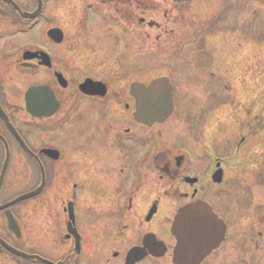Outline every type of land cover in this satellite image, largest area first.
I'll return each mask as SVG.
<instances>
[{"label": "flooded vegetation", "instance_id": "af4514ba", "mask_svg": "<svg viewBox=\"0 0 264 264\" xmlns=\"http://www.w3.org/2000/svg\"><path fill=\"white\" fill-rule=\"evenodd\" d=\"M14 1L32 12L40 3ZM41 1L37 21L46 25L32 40L29 20L0 0V108L30 150L2 118L0 131L11 158H21L27 192L44 184L42 192L24 200L22 213L24 249L43 259L22 263L129 264L133 255L139 258L134 264H177L179 234L173 228L182 215L184 225L195 227H184L189 239L198 234L200 241L193 257L210 250L202 260L184 264H264V202H255L258 193L237 187L239 178L230 176L214 144L201 153L224 76L221 62L232 47L217 59L204 42L211 37L214 49L220 46L216 36L224 46H237L236 26L244 28L234 14L238 0H166L165 21L155 15L153 0H117L112 15L93 4L107 0ZM70 3L77 4L75 10L68 9ZM52 28L62 29V41L48 34ZM205 54L212 56L202 58ZM158 78L168 84L174 108L165 121L150 117L145 123L138 118L133 85ZM86 81L100 86L88 85L86 93ZM33 86L44 87L37 111H54L51 116L28 111L26 93ZM151 113L156 107L150 106ZM188 131L198 135L189 138ZM0 145L5 151L1 139ZM188 145L198 152L194 164L184 156ZM200 159L207 164L199 165ZM219 165L225 170L221 177ZM49 200L56 206L45 211ZM205 202L207 213L190 217Z\"/></svg>", "mask_w": 264, "mask_h": 264}, {"label": "rangeland", "instance_id": "374dc122", "mask_svg": "<svg viewBox=\"0 0 264 264\" xmlns=\"http://www.w3.org/2000/svg\"><path fill=\"white\" fill-rule=\"evenodd\" d=\"M153 1L156 5L155 15H157L158 19L165 21L166 19L163 14L168 7V3H165L163 0ZM243 1L244 0H238L236 2L237 8H235V18L237 22L239 21V23L242 24V28H244L239 33L240 27L236 26V33L240 37L236 38L234 44L238 45V43H240L243 45V42L245 44L239 47L230 45L231 42L224 41L226 43L224 46L223 42L220 43L215 36L214 39L220 46H215V48L212 49L214 46L211 37L204 42L206 45L207 43L210 44L208 47L211 52H215L214 54L217 59L221 57V54L226 53V51H223L225 47H232L223 60V63L221 62L222 68L220 73L224 75L222 76L224 78H222L221 83L218 85L221 91L216 102L217 105H215L217 109L214 112L213 110L211 111V113L213 112L211 114L212 120L206 129L208 133L213 134V136L211 135V140L204 138V141H207V143L204 151L202 150L201 153L206 155V153L211 151L209 142H211V145L214 144L217 154L225 160L224 164L227 165V169L231 171L230 176H232V172H234L239 178L241 184H237V187L240 186L242 190H246V192L252 190L258 193L255 202H264V0H251L249 3L251 8L249 6H244ZM93 4L95 7H100L102 11H105L107 13L106 15H112L113 13L111 12L116 11L119 1L107 0L104 3ZM75 6H77V4L70 3L68 9L75 10ZM210 11L213 13L212 9ZM30 14H32V11L27 10L26 16ZM234 14L230 17H233ZM191 17L194 18L195 15ZM66 18L69 19L68 16ZM76 20L78 21L77 18L75 22ZM43 26L44 24L41 23L39 27L31 32L32 40L37 37L36 33L43 28ZM205 55L206 56H202V58L212 56L210 54ZM158 57L159 61L164 60L162 56ZM176 63L181 65L179 62ZM191 74L189 70L188 77L191 76ZM194 85L204 92V87L200 88L199 83H193L191 86ZM212 107H208V109H212ZM22 117V115H19L18 121H22ZM199 121H201V116ZM212 122L213 125L211 124ZM212 128L213 131H211ZM79 133L76 135L79 136ZM80 135L83 136L84 132ZM187 135L190 138L198 134L191 132L189 134L188 131ZM244 136L246 137V141L241 143L240 139ZM71 138L75 139L76 136H71ZM202 145L203 141L201 143V146ZM191 147L192 145L187 146V148L191 150L190 154H197L198 152L194 147L196 153H192L194 150ZM1 156L2 154L0 153V168L2 163ZM20 159L18 155L14 158V163L12 162L9 167L5 178V186L0 194L1 202L12 200L27 190L26 184L28 185V182L23 177V165ZM197 162L199 165H204V163L207 164V160L204 162L200 159V162L198 160ZM52 192L54 193L53 189H51L47 195L49 196ZM51 202L52 200H49L46 204V208L43 210H53L56 205ZM21 205L20 202L13 207L14 213L19 217H21L23 213V207H21ZM33 221L37 226L38 221L36 218H34ZM0 236L16 248L24 250L22 241L15 240L8 231L3 212L2 214L0 213ZM0 264L23 263L20 257L0 248Z\"/></svg>", "mask_w": 264, "mask_h": 264}, {"label": "water", "instance_id": "95a60500", "mask_svg": "<svg viewBox=\"0 0 264 264\" xmlns=\"http://www.w3.org/2000/svg\"><path fill=\"white\" fill-rule=\"evenodd\" d=\"M178 1H182V0H178ZM37 94H32L30 93V96L33 97L30 101V107L31 109H34V107H32L31 103L32 101L34 100V96H36ZM9 157H10V151H8V156H7V159H6V162H5V166H4V169L6 168L8 162L10 161L9 160ZM2 179H3V175L1 177V182H0V186L2 184ZM31 194H28V195H22L18 198H16L15 200H13L12 202H9L5 205H0V209H3V208H7L9 206H11L12 204L18 202V201H21L22 199H25L27 198L28 196H30ZM6 215H7V220H8V226L9 228L17 235V236H21V233H20V226H19V223L18 221L16 220V218L13 216V213L12 211H10L9 209L6 211ZM0 244H2L4 247H6L8 250H10L11 252H15V254L19 255V256H24V257H31V258H36L38 256H30V255H27L26 253L12 247L11 245H9L6 241H3V239L0 238ZM203 257V256H201Z\"/></svg>", "mask_w": 264, "mask_h": 264}, {"label": "bare ground", "instance_id": "6f19581e", "mask_svg": "<svg viewBox=\"0 0 264 264\" xmlns=\"http://www.w3.org/2000/svg\"><path fill=\"white\" fill-rule=\"evenodd\" d=\"M161 108H160V106L158 105L157 107H156V110H160Z\"/></svg>", "mask_w": 264, "mask_h": 264}]
</instances>
